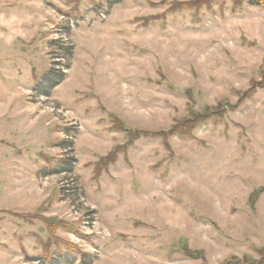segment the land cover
I'll list each match as a JSON object with an SVG mask.
<instances>
[{"label": "rangeland", "instance_id": "rangeland-1", "mask_svg": "<svg viewBox=\"0 0 264 264\" xmlns=\"http://www.w3.org/2000/svg\"><path fill=\"white\" fill-rule=\"evenodd\" d=\"M191 1L0 0V264H45L47 248L60 264L261 258L264 7L172 10ZM50 67L66 76L48 96ZM206 106L225 111L168 135ZM113 116L157 135L98 169L129 141ZM56 220L78 251L51 240Z\"/></svg>", "mask_w": 264, "mask_h": 264}, {"label": "trees", "instance_id": "trees-1", "mask_svg": "<svg viewBox=\"0 0 264 264\" xmlns=\"http://www.w3.org/2000/svg\"><path fill=\"white\" fill-rule=\"evenodd\" d=\"M201 0H194L191 2H186V3H182V4H176V7H173L172 10L174 9H189L192 8L194 6H198L199 2ZM213 0H206L204 2V0L200 3H210ZM246 0H233L234 3V7L235 8H241ZM248 2L257 5V6H262L264 7V0H247ZM64 53L66 55V57H72L73 55V46H64L63 48ZM66 76V72L65 70H56L53 67H50L48 69V71L45 73L44 77H41L38 79V85L40 86V89H38L39 91H42L44 94L46 95H50L51 90L56 87L62 80H64ZM260 85V84H258ZM261 86H264V83H262ZM255 88L256 86H253L251 90H249L248 92L244 93L242 95V97L238 100L237 103L235 104H231L232 109H236L237 107H239L243 101H245L246 97H250L252 96V94L255 92ZM224 107H216L214 108V110H211L210 106H206L204 109V112H197V113H193L192 117L190 119H186L183 123H180L181 125H175L171 128V130L169 131L168 135L171 134H178L182 137H191L193 136V131L196 128L197 124L200 122H205L207 121L210 117L215 116V117H222V114L224 112ZM113 121H114V126L116 129H122V130H126L127 131V135L129 137V141L127 142L126 145L124 146H116V148L110 152L106 157L102 158L98 163H97V168L100 169L101 167L103 168H108V166L111 163H114L117 161L118 157H117V153L120 151H124L126 153L128 147L134 143L136 140H138L141 137H154L155 135H157L154 132H149L146 130H141V129H130L129 127L125 126V122L123 120L118 119V117L113 116L112 117ZM162 134V133H160ZM164 134V133H163ZM260 194V191H257L256 194L252 195V198H258ZM48 228H49V232H50V238L52 241H58V242H62L64 247L59 245L60 248H64L68 251L71 252H75L78 251V248L72 244L66 243L64 241H61L59 239V237L55 234L56 229L57 228H71L74 229L70 226V224H66L63 221H48ZM186 251V255L190 256L192 258H196L199 257L200 255V251H196L193 252L192 250H190L189 248H185ZM261 253V258L257 261H253L250 260L248 258H240L238 256H234L231 259H228L226 262H224L223 264H264V247L260 250ZM63 254H59L58 258L56 260L52 259L53 253L50 252L49 248H47L44 252V262L45 264H60V258L62 257ZM83 257H85V253L81 254ZM198 255V256H197Z\"/></svg>", "mask_w": 264, "mask_h": 264}]
</instances>
